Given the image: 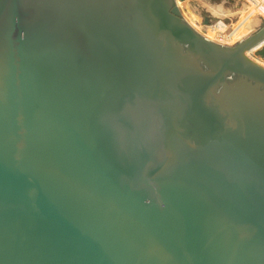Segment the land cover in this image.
I'll return each mask as SVG.
<instances>
[{"label":"water","instance_id":"obj_1","mask_svg":"<svg viewBox=\"0 0 264 264\" xmlns=\"http://www.w3.org/2000/svg\"><path fill=\"white\" fill-rule=\"evenodd\" d=\"M181 1L0 0V264H264V24Z\"/></svg>","mask_w":264,"mask_h":264},{"label":"rangeland","instance_id":"obj_2","mask_svg":"<svg viewBox=\"0 0 264 264\" xmlns=\"http://www.w3.org/2000/svg\"><path fill=\"white\" fill-rule=\"evenodd\" d=\"M196 3H190V5L195 6L196 8H201L200 14L196 11L198 15H200L201 20L199 21L200 24H202L206 29L213 32L215 35L219 37H226L228 39L237 38L238 36L242 35L243 33L247 32L250 29H256L258 26L264 24V0H256L257 6L250 5L249 1L251 0H207L212 5H219L218 7H221L219 10H222L219 14V10L215 9L212 10L210 7V4L208 2H204L203 5L198 3L197 0H194L193 2ZM227 2L226 4H223ZM255 2V3H256ZM200 4V5H199ZM232 4V6H236L234 11H231V9H227L226 6ZM191 6V7H192ZM207 16L209 18V25H205L203 23V16ZM219 19L223 20L226 24L229 25L230 29L229 32L224 34H218L210 28H212V25H214ZM247 19V20H246ZM246 20L247 22H244Z\"/></svg>","mask_w":264,"mask_h":264},{"label":"bare ground","instance_id":"obj_3","mask_svg":"<svg viewBox=\"0 0 264 264\" xmlns=\"http://www.w3.org/2000/svg\"><path fill=\"white\" fill-rule=\"evenodd\" d=\"M194 0H184V1H181L179 2V6L181 7V11H182V14L183 16L191 23V25L193 27H195L196 29H198L200 32L204 33L208 38L210 39H213V40H216V41H224L228 44H234L236 42H238L239 40H241L243 37H245L248 32L250 30H248L247 32L243 33L242 35L238 36L237 38H233V39H228L226 37H219L217 35H215L213 32L209 31L208 29H206L207 26H204L202 24L199 23V21L201 20L200 18V15H198L196 13V11L200 14V11L198 8H196L195 6H192L193 4L192 3H196L193 2ZM224 1V0H223ZM197 2L201 5H203L204 2H208V4H210V7H211V3L207 0H197ZM256 0H251L249 1V4L250 5H254V6H257V2ZM190 3L192 5H190ZM227 2L223 3V4H226ZM199 4V5H200ZM192 6V7H191ZM235 7L236 6H232V4H229L226 6L227 9H231V11H234L235 10ZM212 9H214V7H211ZM221 7H218L217 9L219 10ZM216 9V8H215ZM216 9V10H217ZM222 10H219V12H217V14H219ZM223 12V11H222ZM221 12V14H223ZM247 20V19H246ZM246 20H244V22H247ZM229 25L226 24L223 20L219 19L214 25H212V28H210V30L218 33V34H224V33H227L229 32Z\"/></svg>","mask_w":264,"mask_h":264},{"label":"crops","instance_id":"obj_4","mask_svg":"<svg viewBox=\"0 0 264 264\" xmlns=\"http://www.w3.org/2000/svg\"><path fill=\"white\" fill-rule=\"evenodd\" d=\"M212 7H214V8H217L219 5H211ZM212 9V8H211ZM212 10H214V9H212Z\"/></svg>","mask_w":264,"mask_h":264}]
</instances>
